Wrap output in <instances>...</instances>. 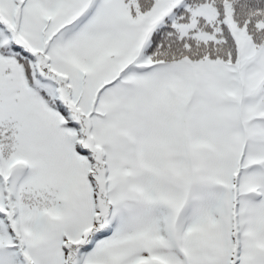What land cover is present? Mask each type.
Returning a JSON list of instances; mask_svg holds the SVG:
<instances>
[{
	"label": "snow or ice",
	"instance_id": "1",
	"mask_svg": "<svg viewBox=\"0 0 264 264\" xmlns=\"http://www.w3.org/2000/svg\"><path fill=\"white\" fill-rule=\"evenodd\" d=\"M0 264H264V0H0Z\"/></svg>",
	"mask_w": 264,
	"mask_h": 264
}]
</instances>
